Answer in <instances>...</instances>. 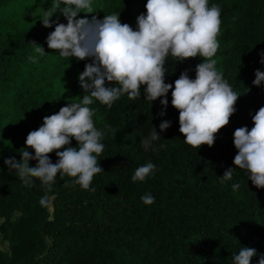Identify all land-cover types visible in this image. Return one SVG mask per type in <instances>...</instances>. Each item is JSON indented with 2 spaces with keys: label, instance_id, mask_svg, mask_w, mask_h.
<instances>
[{
  "label": "trees",
  "instance_id": "obj_1",
  "mask_svg": "<svg viewBox=\"0 0 264 264\" xmlns=\"http://www.w3.org/2000/svg\"><path fill=\"white\" fill-rule=\"evenodd\" d=\"M109 1L107 13L120 15L122 23L132 22L136 8L147 11V0ZM52 3L0 0V264H233L244 246L257 250L251 264H258L264 256V189L233 161L234 131L251 130L252 116L264 107V82L253 84L256 69L264 71V0H208L209 7L221 8L216 68L241 93L213 146L185 142L172 90L163 116V97L145 99L144 86L135 99L123 94L111 107L98 100L89 105L96 128L105 133L97 157L104 171L94 175V191L59 173L51 191L39 178L26 184L4 163L22 160L26 137L44 116L86 94L78 77L91 59L62 57L46 43L55 25L44 27L40 19ZM85 16L95 14H78ZM57 18L67 23L59 11L51 19ZM33 41L44 48L42 55ZM177 59L169 54L165 61V82L173 88L185 70L195 79L196 65L203 62L200 56ZM163 121L171 122L167 130L159 127ZM154 130L161 137L145 151L141 139ZM71 146L78 147L74 138ZM49 155L58 161L55 151ZM148 162L156 165L155 172L133 182L135 170ZM229 168H234L232 179H222ZM234 184L239 187L233 189ZM148 193L155 198L151 205L141 200ZM44 196L48 203L41 205Z\"/></svg>",
  "mask_w": 264,
  "mask_h": 264
},
{
  "label": "clouds",
  "instance_id": "obj_2",
  "mask_svg": "<svg viewBox=\"0 0 264 264\" xmlns=\"http://www.w3.org/2000/svg\"><path fill=\"white\" fill-rule=\"evenodd\" d=\"M145 7L146 14L137 17V28L133 29L130 24L122 23L120 15L116 14L105 15L103 19L78 18L80 12L94 13L93 0H53L40 19L44 27L55 25L46 43L49 49L59 50L62 57L91 59L78 77L86 94L81 102L69 103L57 113L43 117V124L26 137L22 160L17 161L15 157L4 160L9 172L16 170L26 184L32 177L39 178L49 191L58 173L67 174L76 178L75 183L83 189L94 191L90 187L94 175L104 171L97 157L105 148L101 142L105 133L96 128L94 110L89 105L98 100L111 107L123 94L135 99L141 95L142 86L145 99L153 102L163 97L162 116L169 103L167 94L172 90L171 104L179 110V131L188 145L196 148L214 145L216 134L229 124L236 112L235 105L241 95L233 91L218 72L217 61L213 59L220 47L217 37L222 23L221 8L219 5L209 7L208 0H147ZM57 11L66 18V24L59 18L51 19ZM35 51L41 55L45 52L41 45ZM169 54L178 58L176 61L202 57L203 62L195 68V79L185 70L174 81V88L172 83H166L165 61ZM260 62L264 64V53ZM113 82L115 86H108ZM262 82L264 71L256 69L253 84L260 86ZM252 120L251 130L242 126L234 131L238 152L233 163L247 170L249 180L257 188L264 189V107L256 111ZM170 126V121H163L159 127L167 130ZM160 137L154 130L150 136L142 138L143 149L148 151L152 142ZM73 138L78 147L71 146ZM28 147L34 149L35 155ZM54 151L59 157L55 163L49 155ZM30 160H37L38 164L30 166ZM234 168L226 170L222 179H232ZM155 170L156 165L148 162L138 167L131 179L145 181ZM238 187V184L233 185V189ZM141 200L147 205L155 202L151 193ZM47 203L48 197H42L40 204ZM256 255L255 248L244 246L233 255L232 261L233 264H251ZM258 264H264V256Z\"/></svg>",
  "mask_w": 264,
  "mask_h": 264
},
{
  "label": "rangeland",
  "instance_id": "obj_3",
  "mask_svg": "<svg viewBox=\"0 0 264 264\" xmlns=\"http://www.w3.org/2000/svg\"><path fill=\"white\" fill-rule=\"evenodd\" d=\"M111 5V2L109 0H93V12L96 17L103 19L105 15H109L107 13V9ZM83 14H87L85 12H82ZM142 13L140 8H136L135 11V17L130 22V25L133 27V29L137 28V17ZM91 14V13H88ZM50 210H52V205L50 206ZM16 217V214L14 215ZM1 223V220H0ZM2 237V234L0 233V238Z\"/></svg>",
  "mask_w": 264,
  "mask_h": 264
}]
</instances>
